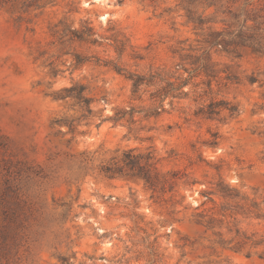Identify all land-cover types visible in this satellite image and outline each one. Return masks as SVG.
I'll return each mask as SVG.
<instances>
[{"label": "rangeland", "instance_id": "1", "mask_svg": "<svg viewBox=\"0 0 264 264\" xmlns=\"http://www.w3.org/2000/svg\"><path fill=\"white\" fill-rule=\"evenodd\" d=\"M190 2L0 0V264H264V53L225 51L230 12L264 0ZM85 23L96 44L66 32ZM72 85L85 117L55 96ZM129 149L164 189L101 174Z\"/></svg>", "mask_w": 264, "mask_h": 264}, {"label": "trees", "instance_id": "2", "mask_svg": "<svg viewBox=\"0 0 264 264\" xmlns=\"http://www.w3.org/2000/svg\"><path fill=\"white\" fill-rule=\"evenodd\" d=\"M194 1L195 0H191L190 3L194 4ZM230 16L232 21L228 25V30L225 32V36L228 37V40H225V51L232 53L234 50H230L231 47L248 46L254 52L264 53V17H250V15H245L243 12H230ZM190 20L196 23V25H202L206 23L204 19L199 17H190ZM249 20H251L253 23L251 26L247 25ZM66 32H69L72 38H75L79 41H84L91 44H96L98 42L95 38H93L94 34L87 23H85L84 28L80 31L67 30ZM210 37L212 38L210 42L212 45L220 44V42L217 40V33L210 34ZM116 70L118 72L121 71L119 68H116ZM154 78L161 77L151 76L150 80H147V82L144 83V79L138 75L129 74L128 76V79L132 81V86L134 89L133 92H137L139 87L143 84H146L147 86L154 84L152 83ZM160 80L163 81V79ZM182 87L183 83H181L179 86H174V84L171 82H167L165 86L159 87L155 93L152 94V98H155V100H160V102L158 106L146 113L145 116H159L162 112H164L162 103L164 98L171 94L169 89L175 92L180 90ZM84 92V86L72 85L69 88L61 90V92L57 93L55 96L61 100L73 99L75 101L74 105L79 106L82 117H85L92 111L90 108L92 99L84 95ZM181 94L182 93H179V95ZM215 105V103L209 104L207 111H200V113L212 116L215 114L213 113V109L217 107V105ZM133 114L134 110H132V108L129 110L121 109L118 110L115 113V116L111 119L114 121H119L128 116L129 119L132 120ZM74 122V119H62L55 121V123L59 125L64 124L71 126ZM156 164L157 161L154 157L153 151L138 153L135 151V149H129L122 153V157L120 159L113 158L109 163L101 165L100 172L102 175L110 179L116 177H133L141 179L151 189H164L165 185L168 184L169 179L167 178V174H162L158 171Z\"/></svg>", "mask_w": 264, "mask_h": 264}]
</instances>
